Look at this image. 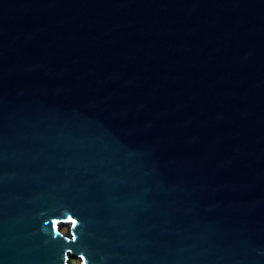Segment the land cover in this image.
<instances>
[{
	"label": "water",
	"instance_id": "1",
	"mask_svg": "<svg viewBox=\"0 0 264 264\" xmlns=\"http://www.w3.org/2000/svg\"><path fill=\"white\" fill-rule=\"evenodd\" d=\"M72 261L264 264V0H0V264Z\"/></svg>",
	"mask_w": 264,
	"mask_h": 264
},
{
	"label": "rangeland",
	"instance_id": "2",
	"mask_svg": "<svg viewBox=\"0 0 264 264\" xmlns=\"http://www.w3.org/2000/svg\"><path fill=\"white\" fill-rule=\"evenodd\" d=\"M61 231L63 233H66V228L65 227H61ZM71 264H77V262L76 261H72Z\"/></svg>",
	"mask_w": 264,
	"mask_h": 264
}]
</instances>
